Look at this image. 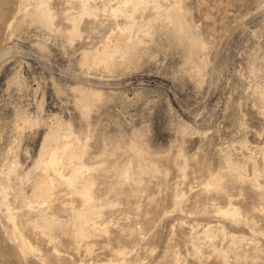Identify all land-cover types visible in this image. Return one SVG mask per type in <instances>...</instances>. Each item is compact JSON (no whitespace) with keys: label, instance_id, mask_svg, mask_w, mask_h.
Wrapping results in <instances>:
<instances>
[{"label":"rangeland","instance_id":"374dc122","mask_svg":"<svg viewBox=\"0 0 264 264\" xmlns=\"http://www.w3.org/2000/svg\"><path fill=\"white\" fill-rule=\"evenodd\" d=\"M110 6L0 0V264H264V0ZM64 137L87 169L42 203Z\"/></svg>","mask_w":264,"mask_h":264},{"label":"bare ground","instance_id":"6f19581e","mask_svg":"<svg viewBox=\"0 0 264 264\" xmlns=\"http://www.w3.org/2000/svg\"><path fill=\"white\" fill-rule=\"evenodd\" d=\"M116 1H117V6H115V7L110 6L107 8V11H109V13L111 12L113 15H115L117 17L118 16L119 17H121V16L127 17L126 16L127 8L129 5L132 6V3L135 0H116ZM110 2H112V1H110ZM85 3H87V2H85ZM153 8H154V6H153ZM103 9L105 10V8H103ZM133 16H134V14H133ZM172 19L176 21L177 17L174 16ZM116 30H118L120 33L117 34V33L113 32L114 34L107 35L105 41L102 44V47L100 48L101 50H96V51L91 50V51H85L84 52L83 62H85V64L89 63L90 61L98 62L101 64L107 63L111 60H114L113 57L116 56L117 54L123 53L125 56H128V55H131L136 49H138L137 48L138 46L136 47L130 41L129 34H128V28H127L126 24L124 26L123 25L117 26ZM138 44H139V42H138ZM64 138H66V137H64ZM51 142H52V139L49 138L47 140V144L50 146L49 151L46 154L45 159L41 163L38 164L39 168L43 172V176L39 179V181L35 185L36 191L34 192V195L37 196V198L41 199L42 203L45 202L44 197L49 195L52 192L53 188L55 187L56 183H54V180H57L58 182H62L64 184H66L71 189V191H75L77 188L74 186V183L77 180L78 174L81 172L82 169H85V170L87 169L84 165H79V166H76V167L70 169L69 172H65L64 170H62V165H63L64 161L68 158L69 151L74 146V141L67 137L66 142L64 144H58V143L52 144ZM228 167H230V166H228ZM52 175L54 177H52ZM81 176H82V173H81ZM125 177H127V176H125ZM80 193L83 196L90 195V197H91V194H89V191L87 190L86 186L84 188H82ZM90 197H88V198H90ZM34 198H36V197H34ZM36 202L40 203L39 201H36ZM28 205L32 206L30 201L28 202ZM234 207L235 206H233L232 203L229 202V204L226 207H222L220 211L224 216L234 217L236 214ZM40 213L43 214L42 212H40ZM29 247L32 251L35 250V248L32 247L30 244H29ZM120 253H123V252H120ZM122 262L124 263V261H122ZM122 262H120V263H122ZM101 264H105V263H101Z\"/></svg>","mask_w":264,"mask_h":264}]
</instances>
